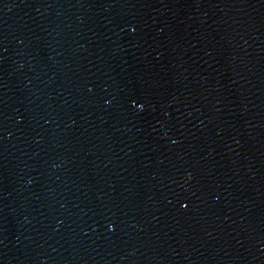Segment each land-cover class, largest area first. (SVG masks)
<instances>
[{
	"label": "water",
	"instance_id": "1",
	"mask_svg": "<svg viewBox=\"0 0 264 264\" xmlns=\"http://www.w3.org/2000/svg\"><path fill=\"white\" fill-rule=\"evenodd\" d=\"M0 264H264V0H0Z\"/></svg>",
	"mask_w": 264,
	"mask_h": 264
}]
</instances>
